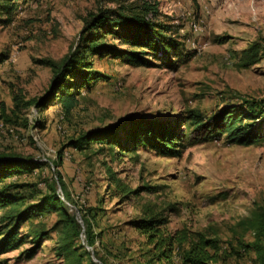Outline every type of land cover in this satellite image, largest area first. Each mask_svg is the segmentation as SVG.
Wrapping results in <instances>:
<instances>
[{
	"label": "rangeland",
	"instance_id": "374dc122",
	"mask_svg": "<svg viewBox=\"0 0 264 264\" xmlns=\"http://www.w3.org/2000/svg\"><path fill=\"white\" fill-rule=\"evenodd\" d=\"M144 2L156 4L152 18L177 38L171 54L175 67L151 55L138 67L90 56L93 69L107 78L89 90L82 88L69 115L50 103L40 113L34 107L22 110L27 126L20 113L9 123L0 121V152L42 164L6 182L22 185L18 190L24 204L54 187L80 227L77 237L67 236L68 242L74 239V256L61 257L57 254L66 233L59 212L33 213L20 229L24 243L1 254L0 264H137L147 259L149 247L131 222L151 214L166 217L167 230L188 226L209 231L238 250L240 257L223 249L224 259L216 264H258L254 250H241L255 239L252 228L264 204V141L241 146L220 137L186 143L179 157L143 147L119 152L98 143L82 150L67 144L84 132L136 118L177 128L190 110L204 116L224 108L244 112L246 101L264 100V0H15L9 24L0 13V55L6 58L0 63V104L9 112L14 93L31 99L47 92L53 72L38 60L60 63L76 45L89 12L139 10ZM106 40L129 49L110 36ZM251 46L258 59L242 67V50ZM253 116L247 122L264 130V115ZM37 120L43 121L42 128ZM109 169L126 190L138 192L116 194L108 185ZM12 210L0 209V217ZM41 231L45 235L35 255L21 257Z\"/></svg>",
	"mask_w": 264,
	"mask_h": 264
},
{
	"label": "trees",
	"instance_id": "16d2710c",
	"mask_svg": "<svg viewBox=\"0 0 264 264\" xmlns=\"http://www.w3.org/2000/svg\"><path fill=\"white\" fill-rule=\"evenodd\" d=\"M15 0H0V13L6 16L8 24L12 20ZM157 6L154 3L144 2L139 10L128 11L123 8H99L96 12H89L84 19L79 38L68 55L60 63L50 59H40L38 63L51 68L53 72L51 85L47 92L39 97L26 99L22 93H14L13 106L7 112L0 104V121L9 123L11 116L24 109L34 107L38 113L46 109L50 103H58L64 115H69L78 103L81 89L89 90L94 83L107 78L101 72L93 69L90 56L99 58L108 56L121 59L125 63L138 67L148 62L147 56L164 58L167 66L175 67L171 54L177 49L175 36L154 18ZM110 36L129 46V49H120L106 40ZM255 46L243 49L239 63L242 67L257 61ZM5 56L0 55V63ZM78 80V81H77ZM247 111L237 108L216 109L210 115L204 116L197 111H188L183 118V127L170 126L167 122L148 118H136L126 123L109 125L81 134L71 140L67 146L82 150L91 143L109 146L116 151H134L138 147L154 151L162 156L179 157L187 144H195L215 140L223 137L228 143L250 146L264 141V130L252 128L254 114L264 115V100L246 101ZM24 125H28V118L21 114ZM43 121L37 120L36 126L43 127ZM181 125V123H180ZM61 154V150L58 155ZM60 157H62L60 155ZM41 163L21 156L0 152V209L12 207L0 217V255L19 249L24 243V236L20 229L33 213L57 211L60 222L65 229L66 241L59 247L61 257L70 258L75 252L71 251L73 241L80 233V227L67 212L63 201L58 197L56 189L42 194L36 202L24 204V196L19 192L22 185L15 182H6L10 177L40 167ZM108 185L114 187L116 194L124 192V197L136 194L138 189L125 188L116 171L110 169ZM60 187L63 182L58 175ZM152 190L153 187H147ZM256 223L253 225L255 239L244 244L241 251L252 249L255 251L258 264H264V244L261 237L264 235V204L260 208ZM83 219V218H82ZM84 220V219H83ZM166 217L151 214L138 218L131 225L145 238L149 247L145 252L147 259L137 264H216L224 259L223 249L229 254L240 257L237 249L224 245L220 238L205 230H195L182 226L167 230ZM86 235L89 230L86 229ZM44 232L34 234L35 244L23 251L26 259L33 257L44 237ZM67 236H73L68 242ZM93 239L88 237L87 244L92 246ZM230 243V242H228Z\"/></svg>",
	"mask_w": 264,
	"mask_h": 264
}]
</instances>
